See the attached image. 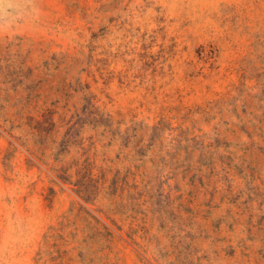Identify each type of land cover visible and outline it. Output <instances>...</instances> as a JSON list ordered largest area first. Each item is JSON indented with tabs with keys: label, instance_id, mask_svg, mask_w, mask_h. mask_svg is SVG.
<instances>
[{
	"label": "rangeland",
	"instance_id": "rangeland-1",
	"mask_svg": "<svg viewBox=\"0 0 264 264\" xmlns=\"http://www.w3.org/2000/svg\"><path fill=\"white\" fill-rule=\"evenodd\" d=\"M0 264H264V0H5Z\"/></svg>",
	"mask_w": 264,
	"mask_h": 264
},
{
	"label": "trees",
	"instance_id": "trees-1",
	"mask_svg": "<svg viewBox=\"0 0 264 264\" xmlns=\"http://www.w3.org/2000/svg\"><path fill=\"white\" fill-rule=\"evenodd\" d=\"M138 129H141L140 127H132L131 132L126 131L125 133H118V135L123 138L124 141V145H128L129 142H133V146H132V156H134L133 154L136 153L138 154V157L133 158L131 156V160L133 162L132 167H134L135 169H139V167H141L143 165L144 160H142V156L145 155V149H147L150 145V143L146 144L144 143V141H142V139H136L137 138V131ZM140 160V163H136L135 161ZM128 173H131L130 169L128 168L126 170V173L124 175V177H126V175ZM83 178L85 177V174L82 175ZM88 180H91V178H88ZM115 182H116V177L114 178V180L112 181V185L114 186L115 190ZM81 188L77 189V192H81L83 193L82 195H87L88 191L86 190V188L80 186Z\"/></svg>",
	"mask_w": 264,
	"mask_h": 264
},
{
	"label": "clouds",
	"instance_id": "clouds-1",
	"mask_svg": "<svg viewBox=\"0 0 264 264\" xmlns=\"http://www.w3.org/2000/svg\"><path fill=\"white\" fill-rule=\"evenodd\" d=\"M5 0H0V5L4 4Z\"/></svg>",
	"mask_w": 264,
	"mask_h": 264
}]
</instances>
